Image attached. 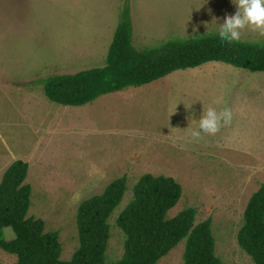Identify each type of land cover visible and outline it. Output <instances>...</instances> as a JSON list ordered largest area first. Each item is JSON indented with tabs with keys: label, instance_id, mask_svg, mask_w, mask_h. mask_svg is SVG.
I'll list each match as a JSON object with an SVG mask.
<instances>
[{
	"label": "rangeland",
	"instance_id": "rangeland-1",
	"mask_svg": "<svg viewBox=\"0 0 264 264\" xmlns=\"http://www.w3.org/2000/svg\"><path fill=\"white\" fill-rule=\"evenodd\" d=\"M123 3L0 0L3 162L15 160L8 151V135L17 134V114L29 117L31 113L38 124L50 107V117L56 110L60 112V130L82 133L76 142L79 146L84 143L85 150L79 156L87 165L100 163L99 169L104 162L117 168L74 186L57 177L54 183H47L48 188L38 184L32 173L35 190L27 216L42 219L45 232H58L61 259L69 260L79 246V204L101 194L112 180L126 176L127 190L108 221L109 264L124 253L126 236L116 220L133 199V186L139 177L147 172L172 176L183 191L167 217L194 207L195 224L212 220L215 253L224 264H255L240 247L237 233L250 197L264 183V72L213 61L174 71L149 84L104 94L81 106L60 105L45 95L43 82L50 76L106 65ZM130 7L133 44L142 51L170 39L218 33L219 23L237 10L233 0H130ZM241 40L264 42V35L246 28ZM131 90L136 95L129 98ZM210 107L218 112L230 108L232 121L215 135L202 134V139L195 141L190 133L198 128V122L193 120H199ZM28 125L21 123V139H31ZM53 147L58 156L67 149L64 143ZM76 152L70 160H75L74 156L80 159ZM4 236L12 238L14 233L5 229ZM185 242L180 241L157 264H183ZM15 261V255L0 249V264Z\"/></svg>",
	"mask_w": 264,
	"mask_h": 264
},
{
	"label": "trees",
	"instance_id": "trees-1",
	"mask_svg": "<svg viewBox=\"0 0 264 264\" xmlns=\"http://www.w3.org/2000/svg\"><path fill=\"white\" fill-rule=\"evenodd\" d=\"M213 61L264 72V42L240 40L222 44L215 33L170 39L157 47L138 50L133 44L130 0H124L106 65L50 76L43 87L51 101L81 106L104 94L139 87L174 71ZM28 170L29 164L18 159L7 168L0 182V249L16 256L14 264H107L108 221L127 190V177L113 180L101 194L79 204V246L69 260H62L58 232H45L42 219L27 216L32 192L25 182ZM182 191L172 176L143 174L133 186V199L116 220L126 236L124 253L109 264H157L183 239V264H224L215 253L210 218L195 224L194 207L167 217ZM5 229L14 236L6 238ZM237 241L255 264H264V183L245 207Z\"/></svg>",
	"mask_w": 264,
	"mask_h": 264
},
{
	"label": "crops",
	"instance_id": "crops-1",
	"mask_svg": "<svg viewBox=\"0 0 264 264\" xmlns=\"http://www.w3.org/2000/svg\"><path fill=\"white\" fill-rule=\"evenodd\" d=\"M129 93V98H132L136 95V92L134 90H131ZM46 108L48 111L43 114L41 122L38 124L31 113L29 117L23 116V112L18 113L17 126L19 128L17 134L13 137H10L8 135V138L11 141L8 146V151L10 152L12 157L11 159H15L14 161H16L21 158L20 160H24L29 164V170L25 182L29 183L33 190V193L35 190V185L30 180L32 173H35L34 175L38 179V184L44 183L46 184L44 186L48 188L47 183H49L50 180L52 182L53 179L57 177L63 180V183L69 182L68 185L74 186V184H83L89 182L91 179H94L96 175L101 174L103 171H114L117 169L110 168L104 162H101V166L99 169L98 166L100 163H95L93 167L91 165H87L83 161V158L79 156V154H82V152L85 150V148H83L84 143L82 146H79L78 142H76V136L79 135L80 137H82V133L77 134L76 132L72 131L60 130L58 127L60 124L59 110H56L54 115L50 117V107ZM33 109L34 108H32V111ZM27 122H29L30 126H28L32 129L30 140L21 139V123L27 124ZM155 128H159V126ZM72 135H74V137ZM146 142H148V140H146ZM146 142H142V144ZM59 143H64L67 149L62 151L58 156L54 153L55 148L53 147V145L58 146ZM76 150L77 157H80V159H76V156H74L75 160H70L73 157L72 155L74 154V151ZM70 155L72 157H70ZM9 157L10 156H7L6 159H8ZM3 159V157H0L1 180L4 172L14 162H10V160H7V162L4 163ZM128 162L125 163V167H127ZM94 172L97 173L94 174Z\"/></svg>",
	"mask_w": 264,
	"mask_h": 264
},
{
	"label": "clouds",
	"instance_id": "clouds-1",
	"mask_svg": "<svg viewBox=\"0 0 264 264\" xmlns=\"http://www.w3.org/2000/svg\"><path fill=\"white\" fill-rule=\"evenodd\" d=\"M236 5V12L225 17L218 30V38L223 44L239 42L242 31L250 28L259 31L264 35V0H233ZM198 122V128L191 130V138L195 141L202 139V134L215 135L223 126H227L232 121V111L230 108H223L217 111L215 108H208L202 112Z\"/></svg>",
	"mask_w": 264,
	"mask_h": 264
}]
</instances>
